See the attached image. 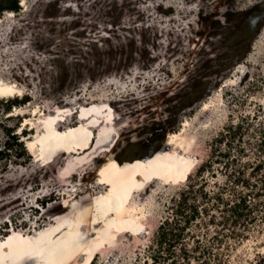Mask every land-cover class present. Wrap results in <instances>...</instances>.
<instances>
[{
    "label": "rangeland",
    "instance_id": "1",
    "mask_svg": "<svg viewBox=\"0 0 264 264\" xmlns=\"http://www.w3.org/2000/svg\"><path fill=\"white\" fill-rule=\"evenodd\" d=\"M258 2L19 0L18 12H1L0 79L29 101L11 112L0 104V147L19 121L14 133L27 129L20 139L31 154L0 160V264H150L158 225L198 182L189 168L231 118H264V25L249 41L233 33ZM180 128L190 144L170 168L158 156L178 149L171 135ZM117 160L144 169L124 197L129 210L108 215L106 194L127 169ZM214 171L204 175L209 190L224 178ZM259 199L251 219L197 232L207 264L264 262Z\"/></svg>",
    "mask_w": 264,
    "mask_h": 264
},
{
    "label": "trees",
    "instance_id": "2",
    "mask_svg": "<svg viewBox=\"0 0 264 264\" xmlns=\"http://www.w3.org/2000/svg\"><path fill=\"white\" fill-rule=\"evenodd\" d=\"M20 9L19 0H0V14ZM239 14L240 20L233 33L249 41L251 32L264 25V2H258ZM246 52L247 49L243 50L241 59ZM27 101V94L0 98L6 112ZM14 127L5 128L7 139L0 147V160H7L12 150L17 158H29L28 153L31 154L23 140L14 133ZM161 147L155 151L150 149L149 156H142L151 157ZM130 159L133 158H126ZM118 163L128 168L138 162ZM215 167L224 178L222 181L213 180L214 188L209 190L206 188L209 180L204 175L215 178ZM194 169L196 178L193 182H198L190 183L174 198L169 216L158 225L153 242L148 245L150 264H207L205 255L210 247L200 242L197 232L202 227L209 231L225 225L236 226L251 219L253 210L261 201L259 198H264V118L256 114H241L236 120L231 118L212 140L207 157L189 168L187 178ZM256 199L259 200L255 202ZM216 212L221 215L218 219ZM210 238H218L217 232Z\"/></svg>",
    "mask_w": 264,
    "mask_h": 264
},
{
    "label": "bare ground",
    "instance_id": "3",
    "mask_svg": "<svg viewBox=\"0 0 264 264\" xmlns=\"http://www.w3.org/2000/svg\"><path fill=\"white\" fill-rule=\"evenodd\" d=\"M1 23H2V20L0 18V24ZM9 39H13V35H10ZM22 93H23L22 87L16 84L15 82L10 81V80L0 79V97H10L14 95L19 96V95H22ZM129 94H133V93L131 92ZM120 100L121 99H118L116 101H110L108 105L111 106V104L115 105L117 102L120 103ZM210 105H211V102H204L203 108L207 109L208 107H210ZM17 108L18 107H16V109ZM103 108H104V105L102 107V110ZM20 110L23 113H25V111L22 108ZM9 112H11V110ZM29 122L33 123L32 120H28V118L25 117L24 125L27 126ZM187 125H188L187 121L184 122L183 126L185 127ZM185 130H186L185 128H180L179 131L173 132L171 135V141H174L177 143L178 149L176 151H173L172 153H167L163 157L158 156L159 161L162 163L163 161H165L166 164L167 163L169 164L168 166L170 168H173L176 165V163L179 162V155H180L179 153L183 152L185 148L187 147V145L190 144V143H184ZM28 141L32 145H35V143L37 142V137L28 138ZM143 169L144 167L142 165L130 166L127 169L120 171L117 174L116 181H114L110 185V189L108 190V193L106 194V199L109 201V204H107L108 215H111L114 213L123 215L125 212L129 210V207L126 206V204H124L123 202L124 197L126 195V192L128 191V188L133 182V179L139 176L140 173L143 171ZM132 212L135 214L136 219H140L144 216V212L137 210V208L133 209ZM261 264H264V262H262Z\"/></svg>",
    "mask_w": 264,
    "mask_h": 264
},
{
    "label": "water",
    "instance_id": "4",
    "mask_svg": "<svg viewBox=\"0 0 264 264\" xmlns=\"http://www.w3.org/2000/svg\"><path fill=\"white\" fill-rule=\"evenodd\" d=\"M195 101H196V100H195ZM193 102H194V101H189V102H187V103L182 104L181 107H180V109H183V108H185V107H190V106H192V105H193ZM155 150H157V149H155ZM147 156H149V155H147Z\"/></svg>",
    "mask_w": 264,
    "mask_h": 264
},
{
    "label": "flooded vegetation",
    "instance_id": "5",
    "mask_svg": "<svg viewBox=\"0 0 264 264\" xmlns=\"http://www.w3.org/2000/svg\"><path fill=\"white\" fill-rule=\"evenodd\" d=\"M150 141H151V142H153L154 140H153V139H151Z\"/></svg>",
    "mask_w": 264,
    "mask_h": 264
}]
</instances>
